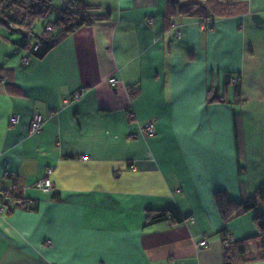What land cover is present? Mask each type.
I'll return each mask as SVG.
<instances>
[{
	"label": "crops",
	"instance_id": "1",
	"mask_svg": "<svg viewBox=\"0 0 264 264\" xmlns=\"http://www.w3.org/2000/svg\"><path fill=\"white\" fill-rule=\"evenodd\" d=\"M180 1L84 0L109 18L40 59L0 32V264H224L215 194L244 202L264 183V0L208 20L173 16ZM167 210L183 222L147 224ZM263 212L227 237L257 236Z\"/></svg>",
	"mask_w": 264,
	"mask_h": 264
},
{
	"label": "trees",
	"instance_id": "2",
	"mask_svg": "<svg viewBox=\"0 0 264 264\" xmlns=\"http://www.w3.org/2000/svg\"><path fill=\"white\" fill-rule=\"evenodd\" d=\"M232 0H206L201 4L192 2L181 6L174 15L188 18H198L208 20L212 17L230 18L247 12V5L244 3H231ZM50 0H0V28L12 32H19L24 38L33 36L34 44H27L26 50L32 56L40 59L48 54L57 44H59L68 35L74 33L81 27L93 26L98 20L88 15V12L94 10V7L85 5L84 0H72L71 6L60 10L58 17L45 25L41 34L36 35L33 32L34 23L38 19H45L51 12ZM177 13V14H176ZM41 45L37 51L33 47ZM131 90V87L128 89ZM213 98L210 101H214ZM218 99V98H217ZM10 190L9 192H16ZM5 192L2 196L4 198ZM19 198V194H15ZM215 201L224 227L220 230L223 241L224 264H238L240 262H249L257 259H264V212L257 216L255 225L258 235L242 241L234 242L227 237L226 225L236 216L253 211L260 204L264 208V183L254 192V194L244 202L230 201L223 192L215 194ZM183 218L177 210L167 211H149L147 213V224L153 225L160 222L171 221L173 223H182Z\"/></svg>",
	"mask_w": 264,
	"mask_h": 264
},
{
	"label": "built area",
	"instance_id": "3",
	"mask_svg": "<svg viewBox=\"0 0 264 264\" xmlns=\"http://www.w3.org/2000/svg\"><path fill=\"white\" fill-rule=\"evenodd\" d=\"M151 23V21H150ZM177 36L179 37L180 36V33H177ZM41 45L39 44H36L34 47H33V50L34 51H37L39 48H40ZM27 59H24V62L27 63ZM109 84L112 85V86H115L118 84V80L116 78H110L108 80ZM80 97V95L78 93H75L73 95V98L74 99H78ZM18 123V117L14 116V117H11L10 119V124L11 125H16ZM42 128V122H41V119L40 117L36 116L34 117V119L32 120L31 122V125H30V133L31 134H34V133H37L41 130ZM142 132L144 133L145 136L147 137H154L155 134H156V126H155V122L154 121H147L143 126H142ZM51 174H52V169L49 168L47 169L46 171V174L44 177H42L41 179H39L37 182H36V188L43 192V193H50L52 192L53 190V184H52V181H51ZM19 189V186L17 184H14L11 188V190H17ZM198 246L202 249L204 248H207L208 247V242L205 241V240H202L201 242H199Z\"/></svg>",
	"mask_w": 264,
	"mask_h": 264
},
{
	"label": "rangeland",
	"instance_id": "4",
	"mask_svg": "<svg viewBox=\"0 0 264 264\" xmlns=\"http://www.w3.org/2000/svg\"><path fill=\"white\" fill-rule=\"evenodd\" d=\"M71 1L72 0H50L51 7H52L51 12L45 19H38L34 23V27H33L34 34H36V35L41 34L45 25H47L50 22H53L58 17L60 10H62L63 8L71 6ZM200 1L201 0H181L180 5H183L186 3H192V2H200ZM0 32H1L2 36H4L5 38H15L16 45L12 44L11 46L14 47L15 49H17V51H20L21 53L24 51L28 52V50H26V49L23 50L24 44L26 45L27 43H30V44L35 43V39L33 36H30L28 38H24L21 33L12 32V31H9V30L4 29V28H1ZM170 40L173 42L177 41L175 38L174 32H173Z\"/></svg>",
	"mask_w": 264,
	"mask_h": 264
},
{
	"label": "water",
	"instance_id": "5",
	"mask_svg": "<svg viewBox=\"0 0 264 264\" xmlns=\"http://www.w3.org/2000/svg\"><path fill=\"white\" fill-rule=\"evenodd\" d=\"M252 20L258 25H263L264 24V19L261 16H259V15H253L252 16Z\"/></svg>",
	"mask_w": 264,
	"mask_h": 264
}]
</instances>
